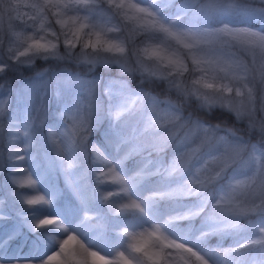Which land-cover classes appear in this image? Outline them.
Returning a JSON list of instances; mask_svg holds the SVG:
<instances>
[{
	"label": "snow or ice",
	"instance_id": "snow-or-ice-1",
	"mask_svg": "<svg viewBox=\"0 0 264 264\" xmlns=\"http://www.w3.org/2000/svg\"><path fill=\"white\" fill-rule=\"evenodd\" d=\"M0 164V264H264V0H0Z\"/></svg>",
	"mask_w": 264,
	"mask_h": 264
},
{
	"label": "trees",
	"instance_id": "trees-1",
	"mask_svg": "<svg viewBox=\"0 0 264 264\" xmlns=\"http://www.w3.org/2000/svg\"><path fill=\"white\" fill-rule=\"evenodd\" d=\"M46 68L49 69V71H51V70L68 71L70 73H80V74H84V75H91V74H97V73L102 74V71H103V70H99L98 69L96 72H88L84 68L77 67L74 64H68L67 62H62L60 64H56L55 62H47L46 63L44 61H37L36 65L31 67V68H25L19 73H10L8 75L7 79H8V82L10 83V85L13 87V86L19 85L22 82L26 83L27 81L32 80L33 78L38 76V73L43 72L44 69H46ZM103 74L116 76L117 75V71L114 69V70H112V72L110 74L109 73H103ZM146 87L149 88L150 90H152L154 94H156L157 91H158L156 89H151L150 86H146ZM14 106L15 105L13 103V107ZM210 120H211V122H216V118L215 117H211ZM47 122L50 123L51 122L50 119ZM231 123H232V121L229 118V124H231ZM237 127L241 128V129L244 128L243 125H238ZM245 138H247V136H245ZM258 140H259V138L257 136H253V138H252V142L253 143H257ZM0 194H2V192H0ZM196 223L198 225L199 221L197 220ZM22 231L24 233H26V234L31 236V234L27 232L26 228L22 229ZM218 239H219V237H213L211 239L210 243L212 245H215L216 242L218 241ZM231 243H232V240L230 238H226L224 240V245L225 246H227V245H229ZM97 264H102V262L97 261Z\"/></svg>",
	"mask_w": 264,
	"mask_h": 264
},
{
	"label": "rangeland",
	"instance_id": "rangeland-1",
	"mask_svg": "<svg viewBox=\"0 0 264 264\" xmlns=\"http://www.w3.org/2000/svg\"><path fill=\"white\" fill-rule=\"evenodd\" d=\"M55 72H60V71L51 70L48 72L47 76H50L52 73H55ZM77 74H79L80 76H82L86 79H91L93 76H100L101 75L100 73L91 74V75H84V74H80V73H77ZM103 75L105 78L108 77V75H106V74H103ZM47 76L45 77V79H47ZM12 88L13 89H27L32 93L33 96H35L40 92V90L42 88L41 78L37 76V77L33 78L32 80L27 81L26 83L22 82L19 85L13 86ZM52 93H53V99H54V93H55V83L54 82L52 83ZM14 99H15V93L13 94V100ZM162 155L164 156L165 160L170 159L171 158V148L167 149L165 151V153H162ZM153 158H155V155H153ZM6 174H7V170L2 166V164H0V185H2L4 183ZM52 180H53V183H55L56 186L59 189H61V191L64 195H67V196L71 195L70 192L68 191V189L65 187L63 175H60L57 172H53L52 173ZM0 198L7 199V194L2 192V194H0ZM100 254L104 255L103 252Z\"/></svg>",
	"mask_w": 264,
	"mask_h": 264
}]
</instances>
